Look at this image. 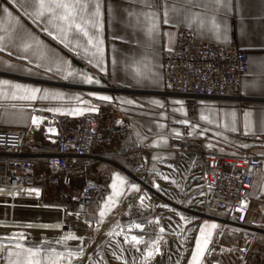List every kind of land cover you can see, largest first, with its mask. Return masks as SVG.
Instances as JSON below:
<instances>
[{"label":"crops","instance_id":"obj_1","mask_svg":"<svg viewBox=\"0 0 264 264\" xmlns=\"http://www.w3.org/2000/svg\"><path fill=\"white\" fill-rule=\"evenodd\" d=\"M89 2L94 5L96 0ZM99 2L102 12V34L94 29H90V32L102 35L105 71L89 62L94 49L87 44V38L80 36V47L75 48L73 41V48L70 50L65 44L49 36L48 32L43 30L44 24L33 23L24 12L25 9L29 12L34 11L31 0H16L15 4L10 0H0V19L4 18L3 9L8 8L20 21L23 30L31 33L36 41L42 42L39 51L47 50L49 57L63 60L71 65L73 71L86 73L100 81L99 84H86L80 83L79 78L65 80L57 72L54 63L38 58L35 47L25 52L21 46L22 42L17 40L15 46L0 51V82H8L0 83V127L28 129L32 115L38 112L57 119L95 115L100 120L106 141L101 147L102 152L111 160L117 157L109 151L108 144H113L115 148L128 144L150 146L152 148L148 161L150 172L157 171L158 163L161 161L174 157L168 150V139L182 133L199 142L207 152L227 156L242 154L255 156L261 153L264 149V91L252 88L246 90L245 83L261 81L260 64L264 63V0H227L226 6L219 8L211 0H166L170 10L168 24L163 23L165 0H99ZM204 3L207 7L199 6ZM174 4L184 9V12L179 14L172 12ZM20 5L24 7L21 8ZM145 13L159 15L160 27L155 39L147 31L149 25ZM193 13L201 14L202 23L194 19L190 22L185 18L186 15L191 17ZM5 27H8L7 21ZM182 29L204 41L225 46L236 45L246 53L248 69L241 82L240 101L186 100L162 94L163 52L174 48L178 31ZM50 30L55 33V29ZM17 31L20 32L22 29L17 26ZM0 35H4L7 42V33L0 32ZM36 63L43 66L36 67ZM9 64L12 67H8ZM48 67L52 70L46 71ZM140 72L146 76L149 73L155 75L152 78L138 80L134 74ZM17 83L62 93L63 96L35 101L12 99L11 93L16 90L10 85ZM40 95L42 96L43 92ZM99 95H109L113 100L101 101L96 98ZM76 96L81 97V101H77ZM89 107H94L98 111H89L87 110ZM51 108H59L62 111H49ZM76 108L85 110L83 114H71ZM67 129L66 124L52 119L46 120L41 126L30 131L27 151L37 153L42 149L50 153L58 134L64 133ZM36 162L42 166L46 164L45 159H36ZM114 162L117 163V160ZM65 193L69 195L75 191L68 189ZM122 194L123 192L120 195ZM251 195L253 197L251 216L264 221V165L256 178ZM109 197L102 203L100 211L105 209ZM119 197L108 209L106 216L113 210ZM46 205L51 204L44 202L41 210L56 209L52 205L47 209ZM203 223L204 221L198 226L197 234ZM69 231L68 229L62 234L66 235ZM17 243L21 245L20 248L14 247ZM26 248L41 249L39 257L34 259L41 260L42 264H72V257L67 251L47 249L34 242L10 240L1 236L0 264H10L18 259L15 254L9 256L10 250L13 253H23ZM26 256L27 253H23L19 259L23 261ZM190 258L188 257L185 264H189ZM200 264L218 263H202L201 260Z\"/></svg>","mask_w":264,"mask_h":264},{"label":"built area","instance_id":"obj_2","mask_svg":"<svg viewBox=\"0 0 264 264\" xmlns=\"http://www.w3.org/2000/svg\"><path fill=\"white\" fill-rule=\"evenodd\" d=\"M247 69L246 53L236 45L204 41L182 29L174 48L163 52L162 94L186 100L240 101L241 82ZM33 117L39 118V122L33 123ZM48 119L66 124L68 129L58 134L50 153L42 149L28 152L30 131ZM104 142L101 123L95 115L57 119L38 112L32 115L28 129L0 127V189L35 191L38 199L23 201L36 206L44 202L49 191L56 194L60 190L75 191L70 196L62 194L67 203L57 207V221L17 220L10 216L0 219V228L62 232L67 216L85 213L96 201L100 180L111 167L128 181L137 183L140 190L120 201L118 213L113 216L118 227L108 246L117 241L139 264H150L162 256L163 247H157V251L151 244L154 239L184 243L185 263L198 226L205 219L215 221L218 226L205 252V262L249 264L251 257L264 253V221L251 216V192L262 172L264 149L255 156L219 155L205 151L199 142L182 133L168 139V150L174 157L161 161L158 170L150 172V146L121 147L114 154L119 164L102 152ZM36 159H45V166ZM100 168L105 172L99 171ZM0 201L9 202L3 207L12 212L20 200L0 198ZM184 209H190L188 215L196 219L194 232L187 233L180 227ZM137 224L142 227L137 228ZM132 236L141 242L132 241Z\"/></svg>","mask_w":264,"mask_h":264},{"label":"snow or ice","instance_id":"obj_3","mask_svg":"<svg viewBox=\"0 0 264 264\" xmlns=\"http://www.w3.org/2000/svg\"><path fill=\"white\" fill-rule=\"evenodd\" d=\"M10 2L14 3L16 0H10ZM34 11L29 12L27 9L24 10L25 15H27L33 23L35 24H44V31L48 32L49 36H52L53 39L59 40L61 43L65 44L66 47H69L70 50L73 48V41H75V48L80 47L79 37L83 36L87 38V44L94 49L92 53V59L89 60L90 63H94V66L100 68L101 71H105L104 67V47H103V39L102 35H94L90 32V29L98 30L102 34L103 23H102V12H101V4L99 0H96L95 4H91L89 0H31ZM212 3H215L217 7L226 6L227 0H211ZM201 7H207V4L199 5ZM23 8V5H20ZM169 7L165 0L164 4V19L163 23L168 24L169 21ZM172 12H176L177 14L184 12V9L177 7L175 4L173 5ZM4 18L0 19V32L7 33V42L4 35H0V51H5L9 49L11 46H15V42L17 40L21 41V46L23 50L27 52L29 49L36 48L38 51V58L41 60H48L49 63H54L56 66V70L59 74L62 75V78L65 80L68 79H77L79 78L80 83L86 84H99L100 81L95 79L94 77L82 73L79 71H73L70 64L67 62L52 58L47 55V50L39 51L42 42L36 41L35 37L32 36L31 33L23 30V26L20 24V21L16 19L13 14L9 11L8 8L3 9ZM145 19L148 22V33L152 36L153 39L156 38L159 33L160 21L159 15L157 13H145ZM190 22L192 19L201 22V14L193 13L191 17H185ZM5 21H7L8 27H5ZM14 22V23H13ZM213 28H216L215 20L212 21ZM17 26H19L22 31H17ZM50 29H55V33ZM171 50V49H169ZM9 54L11 55V51L9 50ZM24 58L27 57H17ZM251 60V58H250ZM32 62V61H30ZM113 64L115 65V59H113ZM36 67H42L43 65L36 63ZM8 67H12L10 64ZM260 76L261 81H252L251 83H245V89L252 88L254 90L264 91V63L260 64ZM46 71H51V67L45 69ZM138 80L152 78L155 74L149 73L147 76L140 72L134 74ZM2 84H8L7 81L0 82ZM11 88H14L16 91L11 93L12 99H23L35 101L37 99H48L49 97H62V93H53L48 90H42L40 88L28 87L22 84H12ZM43 92V95L40 94ZM18 93H23V95H18ZM247 94V91H246ZM95 95V94H93ZM97 99L101 101L111 102L113 97L109 95H99L96 96ZM75 99L77 101H81V97L76 96ZM87 103V102H84ZM131 103V101H128ZM49 111L61 112L62 110L59 108H51ZM85 109L76 108L72 110L71 114H83ZM87 110L89 111H98V109L94 107H89ZM62 114H64L62 112ZM39 118L33 117V123H38ZM247 128V123L245 125ZM50 131H52L50 129ZM179 135V134H178ZM167 179V178H165ZM114 189L116 185L112 186ZM132 187L138 190V186L132 185ZM159 186L157 185V188ZM113 197H109L108 200L112 201ZM108 207V204L105 205ZM105 213L103 211L100 212L101 218H103ZM182 219H187L181 214ZM137 228H141L142 226L137 224ZM218 226L215 223L209 224L205 222L203 226L200 227L199 230V238L195 243V251L192 254L190 264H200V258L203 256L204 252L207 250L208 244L211 242L212 231L216 229ZM163 229L161 228V232ZM15 237L9 238L14 239ZM69 239H76L75 236L67 237ZM132 241H135L139 244L141 241L136 237L132 236ZM10 248L12 246H9ZM15 248H20L21 245L19 243L14 245ZM158 251V249H157ZM41 249H31L26 248L23 250V253H27V256L23 261L19 259L23 253L16 252L13 253L11 250L9 251V256L16 255L17 260L15 262H10V264H42L41 260L34 259V257H39ZM149 255H152V252L149 251Z\"/></svg>","mask_w":264,"mask_h":264},{"label":"rangeland","instance_id":"obj_4","mask_svg":"<svg viewBox=\"0 0 264 264\" xmlns=\"http://www.w3.org/2000/svg\"><path fill=\"white\" fill-rule=\"evenodd\" d=\"M126 146H131V144H128ZM107 147H109V151L114 154L116 153V151H118V149H120L119 146L115 148L113 144H108ZM114 160H117V163L119 164L121 163L118 157L117 159H111L112 162H114ZM110 169L112 168L109 167L106 173L102 176L100 180V192L96 197V201L88 208V210L85 213L70 214L66 217L65 225L67 229L70 230L68 234L64 235L61 234V232H32L0 228V236L7 239L15 237L14 239L10 240L34 242L36 245H42V247L47 249L67 251L72 257V264H139L135 260L134 256L117 241H114V244L108 246L111 236H113L118 227V221L116 219H113V216L118 213L120 201L125 196L130 195L131 193H137L140 190L137 183L131 180L128 181V179H126V177H124V175L116 169ZM99 171L105 172L104 168H100ZM146 180L150 182L151 185L155 186L154 181L150 177H147ZM113 184L116 185L115 189L112 187ZM132 185L138 186V190L132 191L134 190ZM126 190L128 191L126 192ZM122 192H124V194L120 195ZM62 194L67 196L73 195L66 194L65 190H60L57 192V194L55 192L49 191L46 194L44 202L49 203L54 207L66 205L67 200ZM108 196L113 197V199L112 201L108 200V207H105V209L103 210L105 214L108 212V209L112 207L117 197H120L113 210L109 212L107 216L105 215L106 217L101 218V205ZM8 203L9 202L7 201H0V219H6L12 216L17 220L53 222L57 221L59 218L58 211L24 208L27 206L36 205L24 201H17L16 204L18 205V208H15L12 212H10L6 207H3L4 204ZM184 210L183 211L185 215L183 216L187 219L185 220L181 218L180 227L185 232L189 233L192 231L193 227L195 229V226L192 227L191 225L196 221V219L188 215L191 214L188 212L190 211V209ZM205 222L209 224H216L215 221L209 219H205L204 223ZM211 231L213 237L215 229ZM70 236H75L76 239L67 238ZM198 238L199 231L196 240ZM196 240L193 244L192 251L189 257H192L191 254H193V252L195 251ZM151 243H159L160 247L163 248L162 256L150 264L186 263H184V259L182 258V254L185 252L184 243L180 244L179 242L174 243L165 240L161 241L158 239H154ZM205 252L200 258V262L202 260V263H205ZM159 253H161V251ZM212 262L218 263V260H214ZM249 264H264V253L251 257Z\"/></svg>","mask_w":264,"mask_h":264},{"label":"bare ground","instance_id":"obj_5","mask_svg":"<svg viewBox=\"0 0 264 264\" xmlns=\"http://www.w3.org/2000/svg\"><path fill=\"white\" fill-rule=\"evenodd\" d=\"M140 186H141V184H140ZM127 191L128 190H126V192ZM123 194H124V192H123ZM0 198H2V199H16V200L23 201V200H27V199H31V198L38 199V193L35 191L21 189V188H6V189H0ZM43 204H44V202L39 203V205H37V206L36 205L35 206H27L24 208L41 210V207H42L41 205H43ZM49 206H51V205H46L45 208L49 209L50 208ZM56 209H57V207H56ZM56 209L54 211H56ZM191 226L192 227L194 226V222L192 223ZM66 230H68L67 227L65 229H63L61 234L64 233ZM191 232H194V227H193ZM151 244H153L155 249H157V247H160L159 243H151Z\"/></svg>","mask_w":264,"mask_h":264}]
</instances>
